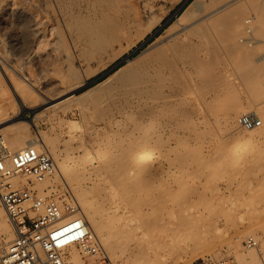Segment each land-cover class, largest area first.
I'll list each match as a JSON object with an SVG mask.
<instances>
[{"label": "rangeland", "instance_id": "374dc122", "mask_svg": "<svg viewBox=\"0 0 264 264\" xmlns=\"http://www.w3.org/2000/svg\"><path fill=\"white\" fill-rule=\"evenodd\" d=\"M81 1L0 0V76L2 79L0 110H3L0 113V130L2 129L0 137H3L5 145L9 147L17 138L26 142L38 139L37 135H41L47 139L46 145L42 148L50 151L53 147L55 153L61 154L59 155L61 160L67 154L70 157L82 159L86 152L90 153L92 158L84 163L86 164L84 170H79L72 165L73 170L66 175V179L72 181H66L67 183L62 179L63 176L58 174L56 178L53 174L50 179L48 178V183L43 186H38L31 178L20 179L21 185L29 186L28 182H32V187L39 190L50 187L56 196L67 197L73 202L77 198L70 184L73 187L79 185L83 188L85 197L94 196L93 199L97 202L96 211L109 208L107 210L109 216L104 224L107 226L109 224L110 229L117 234L114 236L116 258H112L101 249L103 264H142L146 258H149L152 264H217L225 260L235 264L237 257L245 258L248 254L249 250L243 248V242L247 238L257 241L256 249L264 254V134H262L264 124L257 129L261 134L260 137L243 145L241 143L244 141L240 139V133H248V130H242L236 122L237 118L245 113L264 119V0H252L253 2L248 0V3L244 1L242 6H246L245 9L240 4L244 12L239 22L243 44L240 49L242 50L237 52L233 48L230 37L222 42L217 35L215 37L213 34L212 42L215 43L211 48L213 50H209L207 54L204 53L206 62L204 61L205 65L202 64L199 67L200 72L198 68L196 72H192L193 82L192 85H188L189 91L187 89V93L184 92L186 95L176 98L178 103L176 112L167 111L162 118L158 119L155 117H143L146 118L143 119L133 114L130 118L129 114H127L128 117L114 116L115 119L107 110L104 111V107L99 106L98 98H102L103 89L100 88L97 91L96 86L124 64L126 58L138 54L148 42L161 33L175 18V14L180 12L190 0H120L123 4L119 6V11H110L107 14L116 16L119 28L127 30L125 31L126 39H121V42L113 44L102 53L88 46L86 36L84 38V35L75 28L76 26L65 27L61 15L58 11L56 13L55 2H62L67 8L70 6L66 9L71 11L77 10L78 2L82 5ZM177 2L180 3L162 23L157 25L130 53L125 54L130 39L135 41L136 36L144 30L143 27L147 21L150 20L154 25ZM74 4L75 7H73ZM88 11L83 9L82 15H87L83 18L89 21L88 26L91 24L92 28L94 26L98 28L104 15L102 16V12L99 11L100 14L97 12L95 15ZM256 13L263 15L262 21L257 18ZM35 24L40 26L37 36ZM259 25L261 27H257ZM38 44L39 46L35 48ZM87 51L90 52V58L86 60L83 54ZM70 64L72 67H69ZM13 86L18 93L24 94L27 98H30L27 89L38 99L48 95L47 97L54 99L52 103L53 105L56 103V106L51 107L52 103L39 106L38 103L35 106L38 109L35 113H32L30 109L23 111L19 109L18 114L14 116L12 108L17 104L14 103L16 98L11 89ZM66 88L70 89H68L71 93L69 95L75 99L69 95V98L63 96L68 91ZM91 101L92 105H90ZM78 105L84 109L81 110ZM226 113L229 114V122L234 127L233 132L224 122ZM21 115L26 120L36 116L35 127L20 135L6 130L8 126L11 127L10 125L20 122L21 120L16 121V118ZM7 116L8 118L5 119ZM110 119L117 121L110 122ZM135 122L138 126L141 124L142 128L139 127L138 131L130 132ZM148 124L152 125L147 126ZM157 139L160 142L154 145ZM136 142L139 146L134 149ZM108 144L115 150L112 149V155H109L112 158L109 159L112 166L109 168L106 165V169L95 160V156L100 150L108 149ZM130 147L134 149L138 159L143 151H150L156 157L152 168L142 175L146 180H143L144 184L142 181L143 187L141 183L139 184L140 181L138 182L141 176L136 174L134 177V173L129 172L124 166L125 162H122L124 157L122 152L125 153L126 148L132 150ZM52 155L54 156L53 153ZM75 172L78 173L75 174ZM127 188L128 190H125ZM5 218L6 216L4 220ZM124 219H126L125 222L130 219L133 226L141 227L138 230L140 233L138 239L133 236V231L123 227ZM140 223L142 226L139 225ZM237 238L239 239L236 240ZM4 243L0 237V245ZM199 248L204 250L201 252ZM198 255L200 258L197 259Z\"/></svg>", "mask_w": 264, "mask_h": 264}, {"label": "bare ground", "instance_id": "6f19581e", "mask_svg": "<svg viewBox=\"0 0 264 264\" xmlns=\"http://www.w3.org/2000/svg\"><path fill=\"white\" fill-rule=\"evenodd\" d=\"M119 1L120 0H82L80 2V3H82V5L81 4L79 5V2H78V5L79 6L75 3L77 5V10H71V11H69L70 9L67 10L70 6L67 8L65 6V4H62V2H55L57 4L56 5L57 7L56 6L55 7L57 9L56 10V13L58 11V14L61 15L62 20H63V24L65 25V27H71V26L72 27L73 26L75 27L76 26L75 28H77V30L80 31L81 34L84 35V38L86 36V39H87V42L86 43L88 44V46L90 48L95 49L97 52H101L102 53L108 47L111 48V46L113 44L121 42V39H123V38L126 39L125 38L126 37L125 31H127V30L124 29V28H119V24H118L119 22H118V19H117L116 16H108V14H107V12L109 13L110 11H112V12L113 11H115V12L116 11L117 12L119 11L118 10L119 9V6L121 7V4H123V2H121L122 0L120 2ZM180 1H182V0H180ZM244 1H246V3L249 2L248 0H190L186 4V6L180 12H178L177 14H175V18L172 21H170V23L163 29V31L161 33H159L158 35H156L154 37V39H152L150 42H148V44L142 50H140L138 54H136L135 56H133L131 58H126V61H125L124 64L120 65L104 81H102V83H100L98 86H96L97 88L95 87L97 89V91L100 88L103 89V93H102L103 96H102V98L101 97L98 98V99H100V102H98V104H100L99 106L100 107H104L105 108L104 111L107 110V112L110 113V114H112L113 117L114 116L115 117H122L124 115H125L124 117H126V116L128 117L127 114H129V118H130V115L133 114L135 116H138V118L139 117H142V118L143 117H148V118L155 117V118L158 119L160 117L162 118V116L164 114H166L167 111L173 112V113H174V111L176 112L175 109H176V107H178L177 106L178 103L176 102V98H178V96L180 97V95L181 96L186 95V94H184V92L187 93V91H186L187 89L189 91V88L188 87H190V86H188V85H190L193 82V80H192L193 77L191 78L192 72H196L197 68L199 70V67L202 64L205 65V62H206L205 61L206 60L205 56L206 55L204 53L207 54V52H209V50L210 51L213 50V49L211 50V48H213L214 47L213 45L215 44V43L213 44V42H212V37H213L212 35L213 34H214V36L217 35L222 42L226 41L230 37V39L232 40L233 48L237 52H240V50H242V49H240V46L241 45L243 46V44H242V37H241L240 28H239V26H241V25H240L239 22L241 21V18H242L243 14H244L243 9H245V7H246V6L245 7L242 6ZM253 1H255V0H253ZM179 3L180 2H177V4L168 13H166L165 15H163L161 17V19H159L157 21V23H155L154 25L150 22V20L147 21V23L145 25L143 24L144 25V27H143L144 30L138 36H136L135 41H131V39H130V43L127 45L128 46V50L125 52V54L130 53V51H132V49L135 48L138 43H140L141 41H144L145 38L148 36V34H150L152 32V30L157 25L161 24L162 21L171 13V11ZM75 4H74L73 7H75ZM240 4H241L242 7H244L243 9L241 8ZM69 5H71V4H69ZM249 5H250V3L248 4V6ZM122 7H123V5H122ZM133 8H132V10H133ZM83 9L84 10H89L91 12V14L94 13V15L98 11L99 12H102L101 15L103 14L104 17H103V19L101 18L102 19V22H100L101 25L98 24L99 25L98 28H95L96 26H94V28H92L91 24H89L90 27L88 26L87 23L89 21L87 22V21H85L86 19L83 18V17H85L87 15H85V16L82 15ZM128 9H127V12H128ZM15 12H16V10H15ZM27 12H26V14H27ZM84 14H85V11H84ZM256 15L258 16L257 18H259L261 21L264 19L262 14H259V13L257 14L256 13ZM124 17H126V16H124ZM32 20H33V18H32ZM93 21H94V19H93ZM261 21H259V22H261ZM28 23H29V21H28ZM39 23H40V21H39ZM94 24H95V21H94ZM35 25L34 26H35V35H36V34H38L40 32L39 31V27L40 26L38 27L37 24H35ZM260 25H262V24H260ZM260 25L257 26V27H261ZM263 25H264V23H263ZM33 27H30V28H33ZM121 27H122V25H121ZM56 28H57V26H56ZM49 29H51V28H49ZM68 30H69V28H68ZM44 31H45V29H44ZM43 32H41V33H43ZM47 33L49 34V32H47ZM55 33H57V32H55ZM49 35H51V34H49ZM57 35H59V34L57 33ZM36 36H35V38H36ZM217 36H215V37H217ZM77 37H80L81 38V36H77ZM33 41H35V40H33ZM60 41H61V39H60ZM62 41H63V39H62ZM243 41H244V39H243ZM37 46H39V44L36 45L35 48ZM40 46H41V44H40ZM242 46H241V48H242ZM81 48L83 49V47H81ZM38 49H39V47H38ZM34 51H32V52H34ZM89 53L90 52L87 51V53H84L83 54L84 55V59L87 60V59L90 58ZM35 55H36V53H35ZM20 56H24V55H20ZM65 56L67 57L66 54H65ZM111 57H113V56H111ZM66 61H67V59H66ZM69 67H72V65L70 64ZM70 71H72V70H70ZM65 72H66V70H65ZM199 72H200V70H199ZM201 72H202V69H201ZM194 75H195V73H194ZM67 78H69V77H67ZM1 82H2V79H1V76H0V83ZM15 88H14V86L11 87V89L13 90V93L15 94V98H16L15 99L16 101H14V103L16 102V104H17L14 108H12V114L14 116H16L18 114V110L19 109L21 111H23L24 109H30V110H32V113H35L38 110L35 107L36 104L39 103L38 105L39 106L40 105L42 106V105L51 104L54 101V99H52L50 97H47L48 95L47 96H43V97L41 96V98L38 99V97H36L33 93H30L29 89H27L28 93L30 94L29 95L30 98L28 97L29 98L28 99L24 94H22L20 92L18 93V91ZM66 89L68 90L69 88H66ZM69 90L68 91L64 90L66 92H65V94L63 96H68L69 94L71 95V93H70ZM87 92H90V91H87ZM98 94L99 93H97V95ZM97 95H96V97H97ZM38 96H39V94H38ZM69 96H68V98H69ZM70 97L72 99L74 98L72 96H70ZM80 97H82V96H80ZM95 98H93L94 99L93 100L94 102H95ZM65 99H67V97ZM63 101H65V100H63ZM63 101H61V102H63ZM69 101L70 100L68 99V102ZM96 101H99V100H96ZM58 102L60 103V100ZM92 104H93V102L90 105H92ZM52 106H56V103L54 105L52 103L51 107ZM79 107H80V105H78V108ZM82 107H83V105H82ZM96 107H97V102L95 104V108ZM83 109L81 108V110H83ZM100 109L102 110V108H100ZM100 109H99V112L101 111ZM91 110H93V109H91ZM91 110H90V112H91ZM1 111H3V110H0V113H1ZM102 112H103V110H102ZM227 114L228 113H226V117H225V121L224 122L228 126V128L232 131L234 129V127H233L232 123L229 122V117H228L229 114L228 115ZM245 114H251V113H245ZM112 115H110V116H112ZM230 116H231V114H230ZM233 116H234V114H233ZM35 117H32L29 120H26L21 115L20 117L16 118L17 119L16 121H18V120H21V121L20 122H16V123L10 125L11 127L8 126V128H6V130L8 129L9 131L12 132V134L15 133V134H19L20 135L22 133H25L30 128L35 127V124H34ZM7 118H8V116L5 119H7ZM135 118H137V117H135ZM143 119H146V118H143ZM230 120H232V119L230 118ZM109 121L110 122H116L117 120L116 121L115 120L114 121H111V119H110ZM135 121H137V120H135ZM110 122H109V124H111ZM236 122H237V120H236ZM133 123H134V121H133ZM135 123L136 124L135 125L133 124V126L131 124L132 127L129 130L130 132L138 131L139 130V127L142 126L140 123L139 124L141 126L140 125L138 126L137 125V122H135ZM152 124H153V122H152ZM152 124H148L147 126H150ZM262 130H263V128H262ZM0 131H2V129ZM234 131L236 132V129ZM37 134H38V132H37ZM262 134H264V133H262ZM260 135L261 134L259 133V131L257 129H255V128L248 130V133L242 132V133H240V139L243 140L244 142H242L241 144H243V143L245 144V142L248 144L249 141L251 142V140H253V139L255 140V138H257L258 136L260 137ZM37 136H38V139L30 140V141L28 140L26 142H23L22 140L20 141V139L17 138L16 140H13L14 143L13 144H10L9 147H7L6 145L5 146L7 148V151L8 152H11V153L20 151V150H22V149H24L26 147H30L31 146V147H34L35 149H37L40 153H46L47 155H49L51 157V159L53 161V171H52V174L49 177H47L42 182H37V181L35 182L34 181L35 184H38V186H43L44 184L48 183V178L50 179V177L53 174H54V176L56 178H58V174L61 175V176H63L62 179L65 181V183H67L66 181H68V178L66 179V175H67V173L69 174L70 170H73V168L71 169L72 165L75 166V167H78L79 170L80 169L84 170V167H86V164H84V163L87 162V160L88 161L89 160H92L91 154L88 153V152H86L84 154V156H83V153L81 154L83 156L82 159H77L76 157H72V156L70 157L67 154V156L66 157L63 156L64 159L61 160V158L59 159V155H61V154L60 153L58 154L57 152L55 153V150L53 149V147H52V150H50V151L49 150H45L44 148H42L43 145H46V141H47L46 137L44 138V136H41V135H37ZM141 141H142V139H141ZM158 141H159L158 139L155 140L154 141V145H157ZM236 142H237V140H236ZM48 143H50V142H48ZM116 143H115V146H116ZM138 146H139V143L136 142V143H134L133 148L135 149V147H136V149H137ZM74 148H76V147H74ZM130 148L133 151L130 150V149L127 150V148L125 149V151L123 150L125 153L122 152V154L124 156L122 162L123 163L125 162L124 163V166L126 168H128L127 170H129V172L134 173L133 176L136 175V174L139 175V176H141L140 179H138L139 176L137 177V179H138V182L140 181L139 184L141 183V185H142V181L145 180L142 175L148 173L147 171L152 168L151 166H152L153 162L156 160V157L150 151H143V152H141V156L138 159V157H136L137 155H135L136 153H134L135 152L134 149L132 147H130ZM112 149L115 150L113 146L109 145L108 149H106V150H100L96 154V156H95V160L99 164H101L102 166H105L106 169H107V166L106 165H108L109 168H110V166H112V163H110L111 160L109 161V159H112V158H110V156L112 155V153H111L112 152ZM153 149H155V148H153ZM259 151H260V149H259ZM158 152H160V151H158ZM52 153L54 154V156L52 155ZM113 153H115V152H113ZM254 154L256 155L257 153H254ZM117 156L119 157V155H117ZM251 157L252 156H250V158ZM82 160H85V161L82 162ZM234 161L235 160L233 159V163H234ZM107 162H108V164H107ZM87 168H88V166H87ZM79 170H77V171H79ZM108 172H110V170ZM76 173H78V172H75V174ZM125 173H126V171H125ZM22 178H26V176H24V177H17L13 181H14L15 184L21 185L22 182H21L20 179H22ZM128 180H130V179H128ZM69 181H72V180H69ZM123 184H124V182H123ZM143 184H144V181H143ZM70 185H71V188L73 189V191L75 193V196L77 198V200H75V202L73 203V205H74L73 208L75 209V216L78 217L79 219H81L83 221V223L86 226L88 232L97 241L98 245L103 250V252L106 253V254L111 255L112 258H116L115 257V252H114V249L116 248L115 247L114 236L117 235V234L114 231H112L113 229H110L111 226L109 227V224L107 222H105V223H107L108 226L104 224L105 219L109 216V213H108L109 211L107 212V210L109 208L107 207L108 208L107 210L101 209V210L96 211L97 202H96L95 199H93L94 196L92 198L85 197L82 187H80L79 185L77 187H73L72 184H70ZM117 186H119V185H117ZM128 187H130V186H128ZM141 187H143V185ZM125 190H128V188L125 189ZM49 192L54 193V192L51 191V189H49ZM146 194H147V192H146ZM54 195H55V193H54ZM55 197L62 198L64 196H62V197L59 196L58 197V196L55 195ZM135 198H137V197H135ZM155 208H157V207H155ZM182 214H184V213H182ZM4 216H6L7 220H6V218L4 220ZM153 216H155V214ZM156 217H157V215H156ZM158 218H159V216H158ZM158 218H156V220ZM125 220L126 219H124V222H123L124 226L123 227L126 228V229H129L130 231H133V236L136 237V239H138L140 237L139 236L140 233H138L139 232L138 230L141 229V227L140 226H133V224L131 223L132 220H130V219L129 220L127 219L126 222H125ZM152 220H150V221H152ZM139 222H140V220H139ZM141 223L139 225L142 226ZM155 224H157V223L155 222ZM136 225H138V224L136 223ZM156 226L157 225H155V227ZM147 227H149V226H147ZM113 228H114V226H113ZM123 232H124V230H123ZM127 232H129V231H127ZM145 232H146V230H145ZM0 237L2 238L3 242H5V243H8V242L12 241L16 237V232H15V230H14V228H13L11 222H10V219L8 217V214H7V212L4 210V208L1 205H0ZM188 238H190V237H188ZM238 239L239 238H237L236 240H238ZM247 239H249V238H247ZM187 241H188V239H187ZM124 243H125V240H124ZM182 245L184 247V244H182ZM175 246H177V245H175ZM237 246H238V244H237ZM172 247H173V245H172ZM183 247H182V250L185 249V247H184V249H183ZM200 247H202V246L200 245ZM251 249L252 250L248 249L249 251H248V254L246 255L245 258L237 257L236 260H235V264H264V254H261L256 249V247L251 248ZM186 250H188V248H186ZM199 250H200V248H199ZM202 250H204V249H202ZM202 250H200V251L202 252ZM130 254L134 255L133 253H130ZM134 258H135V256H134ZM139 258H140V256H139ZM139 258H137V259H139ZM196 258L198 259V258H200V256L198 255ZM142 259L144 260V258H142ZM142 259H140V260H142ZM148 259L149 258H146L144 262L142 261L143 262L142 264H152L151 262H149L150 260H148ZM71 260L73 261L74 264H83L79 252L77 250H75V249H72V251H71ZM225 261H230V260H225Z\"/></svg>", "mask_w": 264, "mask_h": 264}, {"label": "built area", "instance_id": "2783aa9c", "mask_svg": "<svg viewBox=\"0 0 264 264\" xmlns=\"http://www.w3.org/2000/svg\"><path fill=\"white\" fill-rule=\"evenodd\" d=\"M264 119L243 114L237 124L245 130L259 129ZM53 161L46 153L26 147L11 153L0 137V205L7 212L16 237L0 245V264H74L71 251L79 252L83 264H103L102 251L83 221L75 216L73 201L57 198L50 187L38 190L17 185V177L42 182L52 174ZM257 247L249 238L243 242L248 250ZM213 264V263H207ZM217 264H231L221 261Z\"/></svg>", "mask_w": 264, "mask_h": 264}]
</instances>
